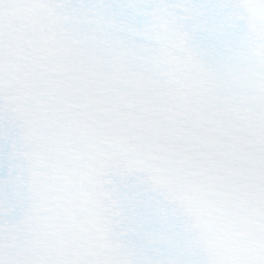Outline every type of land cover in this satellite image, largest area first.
I'll return each mask as SVG.
<instances>
[{
    "label": "snow or ice",
    "instance_id": "6c2138e0",
    "mask_svg": "<svg viewBox=\"0 0 264 264\" xmlns=\"http://www.w3.org/2000/svg\"><path fill=\"white\" fill-rule=\"evenodd\" d=\"M0 264H264V0H0Z\"/></svg>",
    "mask_w": 264,
    "mask_h": 264
}]
</instances>
